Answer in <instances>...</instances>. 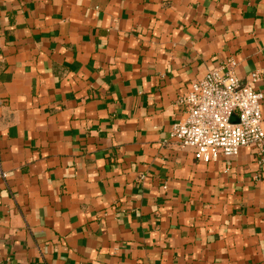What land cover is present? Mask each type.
Wrapping results in <instances>:
<instances>
[{"label":"crops","instance_id":"crops-1","mask_svg":"<svg viewBox=\"0 0 264 264\" xmlns=\"http://www.w3.org/2000/svg\"><path fill=\"white\" fill-rule=\"evenodd\" d=\"M228 59L264 72V0H0V264H264L252 151L171 136Z\"/></svg>","mask_w":264,"mask_h":264},{"label":"built area","instance_id":"built-area-1","mask_svg":"<svg viewBox=\"0 0 264 264\" xmlns=\"http://www.w3.org/2000/svg\"><path fill=\"white\" fill-rule=\"evenodd\" d=\"M237 67L234 59H228L191 84L178 99L184 119L173 125L171 136L197 161L235 159L246 148L252 151L254 164L264 169V93L256 88L264 72L255 71L243 81L235 74ZM4 103L0 98V107ZM0 177L6 179L7 174L0 172Z\"/></svg>","mask_w":264,"mask_h":264}]
</instances>
